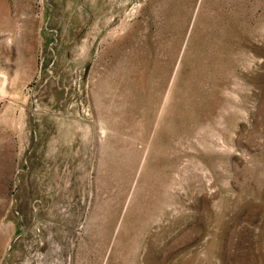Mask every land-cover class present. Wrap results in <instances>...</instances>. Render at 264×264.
Instances as JSON below:
<instances>
[{"label":"rangeland","instance_id":"obj_1","mask_svg":"<svg viewBox=\"0 0 264 264\" xmlns=\"http://www.w3.org/2000/svg\"><path fill=\"white\" fill-rule=\"evenodd\" d=\"M0 264H264V0H0Z\"/></svg>","mask_w":264,"mask_h":264}]
</instances>
